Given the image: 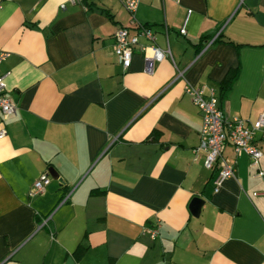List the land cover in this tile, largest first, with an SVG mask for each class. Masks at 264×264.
Returning <instances> with one entry per match:
<instances>
[{
	"label": "crops",
	"instance_id": "0c3cea01",
	"mask_svg": "<svg viewBox=\"0 0 264 264\" xmlns=\"http://www.w3.org/2000/svg\"><path fill=\"white\" fill-rule=\"evenodd\" d=\"M136 22L171 56L134 48L124 68L115 31ZM0 49L16 104L0 137V264H264V126L256 165L224 145L234 175L214 192L185 92L212 89L249 122L264 110V0H140L134 18L120 0H0ZM51 166L63 181L30 196Z\"/></svg>",
	"mask_w": 264,
	"mask_h": 264
},
{
	"label": "built area",
	"instance_id": "2783aa9c",
	"mask_svg": "<svg viewBox=\"0 0 264 264\" xmlns=\"http://www.w3.org/2000/svg\"><path fill=\"white\" fill-rule=\"evenodd\" d=\"M69 1L77 3L83 0ZM120 2L134 18V12L140 0H120ZM61 7L64 8L65 3H61ZM133 24L132 33H130V27L128 26H121L115 31L114 53L124 68L130 65L134 48H138L146 59H150L152 62L171 56L168 47L162 48L155 42V33L150 25L139 22ZM179 32L185 33V27H180ZM141 36L147 42H141L139 40ZM6 55L7 51L0 49V62ZM6 90V74L0 73V137H3L6 133L4 120L16 110L15 101L6 93ZM185 92L191 96L192 101L201 113L200 143L197 149L201 148L205 151V167L216 169L212 181L213 191L216 192L221 188L226 178L234 175V164L223 153L226 143L232 144L235 152H246L251 159L252 165L258 164L262 150L255 138V133L264 126V110L259 112L254 121L249 122L240 116H227L223 112L218 97L212 89L209 93H206L203 85L187 83ZM257 173L264 175V170L259 169ZM50 178L48 170L42 171L34 179L28 194L32 196L42 192ZM50 216L51 214L45 218V221ZM146 230L150 237L154 238L158 234V225L147 227Z\"/></svg>",
	"mask_w": 264,
	"mask_h": 264
},
{
	"label": "trees",
	"instance_id": "16d2710c",
	"mask_svg": "<svg viewBox=\"0 0 264 264\" xmlns=\"http://www.w3.org/2000/svg\"><path fill=\"white\" fill-rule=\"evenodd\" d=\"M237 73H238V68L237 67L229 69L227 71L226 75L224 76V78L222 79L221 84H220L222 92H225L226 90L229 89V87L232 84L233 80L237 76ZM85 249H86V245H84L82 243H78L77 246L72 251V254L76 258H78L85 251Z\"/></svg>",
	"mask_w": 264,
	"mask_h": 264
},
{
	"label": "water",
	"instance_id": "95a60500",
	"mask_svg": "<svg viewBox=\"0 0 264 264\" xmlns=\"http://www.w3.org/2000/svg\"><path fill=\"white\" fill-rule=\"evenodd\" d=\"M48 173L50 174V176H52L53 178L58 179L59 181H63L62 177L58 174V171L54 168V167H49L48 168ZM201 202L200 197L198 196H194L190 202V208L191 211L193 213H196V210L198 209V206ZM70 262H72L71 257H68L65 264H70Z\"/></svg>",
	"mask_w": 264,
	"mask_h": 264
}]
</instances>
